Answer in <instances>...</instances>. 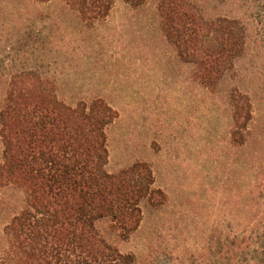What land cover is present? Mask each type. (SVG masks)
Masks as SVG:
<instances>
[{
	"label": "rangeland",
	"instance_id": "rangeland-1",
	"mask_svg": "<svg viewBox=\"0 0 264 264\" xmlns=\"http://www.w3.org/2000/svg\"><path fill=\"white\" fill-rule=\"evenodd\" d=\"M161 1L133 8L114 0L108 17L90 27L63 0H0V97L12 80L32 75L68 104L107 102L117 112L106 130L108 172L147 163L153 188L163 193L141 204L138 230L127 240L110 236L113 243L155 264H208L215 229L225 233L231 217L238 230L246 224L243 147L231 142L228 93L249 95L251 129L264 136V1L196 0L211 15L243 19L249 35L235 72L211 87L167 42ZM250 144L252 153L256 140ZM13 195L21 198L7 189L0 196V238ZM98 226L109 237L110 222Z\"/></svg>",
	"mask_w": 264,
	"mask_h": 264
},
{
	"label": "trees",
	"instance_id": "trees-1",
	"mask_svg": "<svg viewBox=\"0 0 264 264\" xmlns=\"http://www.w3.org/2000/svg\"><path fill=\"white\" fill-rule=\"evenodd\" d=\"M63 1L90 27L114 4ZM124 1L137 8L146 0ZM157 11L167 42L195 65L201 84L224 83L248 54L247 25L239 17L211 15L196 0H162ZM24 76L0 97V196L7 189L21 197L6 204L0 264H155L121 251L110 238L127 240L142 221L141 204L163 198L147 163L108 172L106 130L117 112L100 98L68 104L49 84ZM228 98L231 142L243 147L240 218L246 224L238 230L231 217L225 233L215 229L208 264H264V136L251 129L249 95L235 89ZM252 138L258 148L249 153ZM102 221L110 222L109 237Z\"/></svg>",
	"mask_w": 264,
	"mask_h": 264
}]
</instances>
